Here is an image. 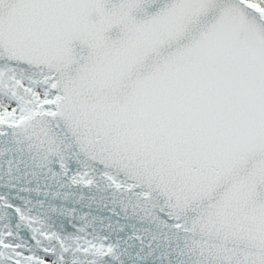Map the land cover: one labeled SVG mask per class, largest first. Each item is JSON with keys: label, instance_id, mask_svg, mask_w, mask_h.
Wrapping results in <instances>:
<instances>
[{"label": "snow or ice", "instance_id": "snow-or-ice-1", "mask_svg": "<svg viewBox=\"0 0 264 264\" xmlns=\"http://www.w3.org/2000/svg\"><path fill=\"white\" fill-rule=\"evenodd\" d=\"M2 135L69 143L116 190L162 201L184 264H264V0H0ZM17 212L34 243L4 226L0 264L116 253Z\"/></svg>", "mask_w": 264, "mask_h": 264}, {"label": "water", "instance_id": "water-1", "mask_svg": "<svg viewBox=\"0 0 264 264\" xmlns=\"http://www.w3.org/2000/svg\"><path fill=\"white\" fill-rule=\"evenodd\" d=\"M83 171H92L96 183H74ZM103 172L69 143L50 152L13 135L0 136V229L10 226L25 242L34 243V232L21 222L19 209L65 239L107 237L116 253L103 264H184L186 237L176 230L177 221L162 201L118 191Z\"/></svg>", "mask_w": 264, "mask_h": 264}]
</instances>
